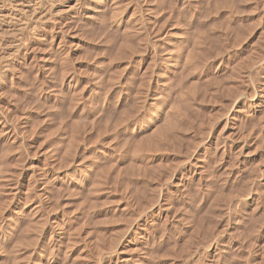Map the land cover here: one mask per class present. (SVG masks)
Wrapping results in <instances>:
<instances>
[{
    "label": "rangeland",
    "instance_id": "obj_1",
    "mask_svg": "<svg viewBox=\"0 0 264 264\" xmlns=\"http://www.w3.org/2000/svg\"><path fill=\"white\" fill-rule=\"evenodd\" d=\"M37 4L0 0V264H264V0Z\"/></svg>",
    "mask_w": 264,
    "mask_h": 264
},
{
    "label": "bare ground",
    "instance_id": "obj_2",
    "mask_svg": "<svg viewBox=\"0 0 264 264\" xmlns=\"http://www.w3.org/2000/svg\"><path fill=\"white\" fill-rule=\"evenodd\" d=\"M20 1L22 2V5L24 6V9H25V10L23 9L24 11H27V9H28V10H30V12H31L32 14H35V12L38 11V10H37V7H38L39 5L37 4V0H20ZM39 1H40V0H39ZM3 2H4V1H3ZM1 3H2V2H1ZM38 3H39V2H38ZM12 4H13V3H12ZM14 4H16V3H14ZM19 4H20V3H19ZM22 5H21V6H22ZM37 5H38V6H37ZM44 5H45V4H44ZM8 6H9V5H8ZM13 7H14V6H13ZM16 7H17V6H15L14 8H16ZM19 7H20V6H19ZM39 7H40V6H39ZM26 8H27V9H26ZM19 9H20V8H18V10H19ZM20 10H21V9H20ZM20 10H19V11H20ZM23 10H21V11H23ZM64 10H65V9H64ZM21 11H20V12H21ZM17 12H18V11H17ZM39 12H40V11H39ZM15 13H16V12H15ZM24 13H25V12H24ZM36 13H37V12H36ZM40 13H41V12H40ZM48 13H49V12H48ZM57 13H58V12H57ZM26 15L29 16V14H26ZM26 15H25V16H26ZM38 15H39V14H38ZM48 15H49V14H48ZM18 16H19V15H18ZM18 16H17V17H18ZM30 16H32V15L30 14ZM41 16H42V15H41ZM32 17H33V16H32ZM44 17H45V16H44ZM11 18H12V17H11ZM28 18H30V17H28ZM1 19H2V18H1ZM14 19H15V18H14ZM35 19H37V18H35ZM31 20H33V19H31ZM135 20H136V19H135ZM11 21H12V20H11ZM15 21H16V20H15ZM29 21H30V20H29ZM17 23H18V22H17ZM2 25H3V24H2ZM43 25H44V24H43ZM32 26H33V25H32ZM17 28H18V26H17ZM2 29H3V28H2ZM10 29H11V28H10ZM9 32H11V31H9ZM136 32H137V31H136ZM127 33H128V32H127ZM124 35L127 36L126 33H125ZM256 36H257V35H256ZM124 37H125V36H124ZM9 44H10V43H9ZM15 44H16V43H15ZM17 44H18V43H17ZM5 45H6V44H5ZM20 46H21V45H20ZM6 47H7V46H6ZM14 47H15V46H14ZM5 56H6V55H5ZM9 58H10V56H9ZM257 58H258V57H257ZM257 58H256V59H257ZM258 61H259V60H258ZM1 64H2V63H1ZM166 66H167V65H166ZM244 66H245V65H244ZM256 66H257V65H256ZM15 68H16V67H15ZM234 70H235V69H234ZM169 72H170V71H169ZM162 76H163V75H162ZM166 78H167V77H166ZM158 81H159V80H158ZM1 83H2V82H1ZM189 83H190V82H189ZM193 83H194V82H193ZM193 83H192V84H193ZM192 84H190V85H192ZM187 86L189 87V85H187ZM192 86L194 87V85H192ZM192 86H190L189 88L191 89ZM231 86H232V85H231ZM140 87H141V86H140ZM184 87H186V86H184ZM184 91H185V90H184ZM185 95H186V94H185ZM179 97H180V99H181V98H184V92H181V93L179 94ZM181 100H182V99H181ZM171 108H173V107H171ZM171 108H170V110H172ZM172 111H174V108H173ZM127 117H128V116H127ZM171 117H172V116H171ZM164 118H165V117H164ZM125 119H126V118H125ZM167 119H168V117H167ZM168 121H169V120H168ZM170 123H171V122H170ZM168 124H169V123H168ZM169 125H170V124H169ZM161 126H162V125H161ZM166 126H167V125H166ZM170 127H171V126H170ZM170 127L168 126L167 129H166V131H167V130L169 131ZM164 128H166L165 125H164L163 128L160 127V129H159V128H158V129H159L160 131H163V130H161V129H164ZM168 128H169V129H168ZM156 131H157V130H156ZM156 131H154L153 133L155 134ZM150 132H151V131H150ZM157 133H158V132H157ZM150 135L152 136V134H150ZM159 136H160V135H159ZM159 136H158V137H159ZM167 140H168V139H167ZM159 141H160V140H159ZM137 144H138V143H137ZM156 147H157V146H156ZM156 149H157V148H156ZM154 150H155V149H154ZM136 153H137V152H136ZM134 155H135V154H134ZM83 195H84V194H83Z\"/></svg>",
    "mask_w": 264,
    "mask_h": 264
}]
</instances>
